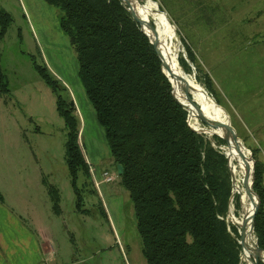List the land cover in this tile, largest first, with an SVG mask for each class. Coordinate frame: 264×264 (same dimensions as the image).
Returning a JSON list of instances; mask_svg holds the SVG:
<instances>
[{
  "label": "rangeland",
  "instance_id": "374dc122",
  "mask_svg": "<svg viewBox=\"0 0 264 264\" xmlns=\"http://www.w3.org/2000/svg\"><path fill=\"white\" fill-rule=\"evenodd\" d=\"M156 3L180 34L178 56H185L183 38L209 75L214 95L248 158L253 160L249 148H257L264 163V0ZM0 11L11 19L0 39V71L9 91L0 95V174L41 173L43 188L47 192L53 188L54 194L43 198L37 194L45 205L52 198L50 207L57 197L60 210V227L53 228L55 246L47 264H146L129 194L80 83L75 50L59 29L62 11L43 0H0ZM34 65L46 68L65 87L63 96L74 103L79 144L89 168L114 176L97 188L79 172L78 208L65 162L66 129L56 111V98ZM192 70L186 75L195 80ZM209 139L215 149L225 151V146ZM37 208L42 216L43 204Z\"/></svg>",
  "mask_w": 264,
  "mask_h": 264
},
{
  "label": "trees",
  "instance_id": "16d2710c",
  "mask_svg": "<svg viewBox=\"0 0 264 264\" xmlns=\"http://www.w3.org/2000/svg\"><path fill=\"white\" fill-rule=\"evenodd\" d=\"M43 1L63 13L59 29L75 50L80 83L115 167H122L119 179L133 205L146 264H239V232L226 222L231 196L226 158L188 126L187 111L173 99L171 84L140 27L119 0ZM159 10L165 12L161 5ZM10 21L0 11V39ZM181 42L185 56H178V64L186 74L194 68L195 80L219 105L209 75L193 49L183 38ZM34 68L55 96L66 129L65 162L78 208V173L90 177L79 144V119L63 96L65 87L46 68ZM8 92L0 71V95ZM212 140L227 146L218 136ZM249 150L252 188L260 199L254 235L264 250V163L257 148ZM54 202L58 213L55 196Z\"/></svg>",
  "mask_w": 264,
  "mask_h": 264
},
{
  "label": "crops",
  "instance_id": "0c3cea01",
  "mask_svg": "<svg viewBox=\"0 0 264 264\" xmlns=\"http://www.w3.org/2000/svg\"><path fill=\"white\" fill-rule=\"evenodd\" d=\"M90 158L94 161L92 154ZM103 173L90 169V179L95 186L102 180ZM42 176L41 173L12 172L10 177L0 174V264H47L51 260L55 246L53 228L60 227V210L57 213L50 207V199L45 205V201L37 198L39 192L41 198L44 194L48 196ZM3 179L14 181H1ZM41 204L45 208L42 216L36 213L37 205ZM51 211L55 212L56 219H52Z\"/></svg>",
  "mask_w": 264,
  "mask_h": 264
},
{
  "label": "bare ground",
  "instance_id": "6f19581e",
  "mask_svg": "<svg viewBox=\"0 0 264 264\" xmlns=\"http://www.w3.org/2000/svg\"><path fill=\"white\" fill-rule=\"evenodd\" d=\"M136 6L144 5L142 8L144 14L148 16L149 22L155 24L158 32V38L161 42V61L164 64H168L171 68V72L164 70L166 76L173 86V92L175 97L182 102L180 86L182 83L178 78H185L188 80L190 86L194 89L192 96L198 105H201L204 109V112L209 116L217 119L219 121H226L227 116L224 110L216 104L215 100L207 94L205 89L195 80H191L187 75H185L178 64V52L180 46L178 43L177 35L175 33V27L170 23L168 17L164 12L159 10V6L156 2L152 0H132ZM144 31L149 35V39L153 42L154 38L151 35L150 31L147 30V27L144 28ZM188 110V123L196 130L200 135H203L206 139L212 138L213 136L222 137L224 135L223 130H211L204 127L199 123L196 118V113L192 109L187 108ZM210 140V139H209ZM248 158V153L242 150ZM227 161V168L229 174L233 176V186H232V199L229 205V210L226 215V222L231 227H235L238 232L240 231V226L242 224V219L245 216H250L253 212V202H251L245 196V190L242 185L244 176L247 173L246 166L250 162L243 161L235 150L234 145L230 147L225 146V151L222 152ZM239 205V209L236 208V205ZM250 223H247L246 229L248 230ZM255 237L252 234L246 236L247 247L244 251H240V262L239 264H255V255L257 249L255 247ZM241 250V249H240ZM264 264V253L260 254L259 261Z\"/></svg>",
  "mask_w": 264,
  "mask_h": 264
},
{
  "label": "water",
  "instance_id": "95a60500",
  "mask_svg": "<svg viewBox=\"0 0 264 264\" xmlns=\"http://www.w3.org/2000/svg\"><path fill=\"white\" fill-rule=\"evenodd\" d=\"M121 2V4L123 5V7L127 10V12L129 13L130 17L132 18V20L140 27V30L144 33V35L148 38L149 42L152 44L154 51L161 63V69L163 74L166 76L164 70L171 72V68L168 64H164L161 61V42L158 38V32H157V28L155 27V24L152 22H149V18L148 16H146L144 14L143 11V7L144 5H139L136 6L135 3L132 0H119ZM147 27V30L150 31L151 35L154 38V41L152 42L149 39V35L144 31V28ZM175 33L177 35V32L175 30ZM181 45V44H180ZM182 46V45H181ZM182 69V68H181ZM183 71V69H182ZM183 73L186 75V73L183 71ZM166 78L168 79V77L166 76ZM178 80L182 83V85L180 86V90H181V96L183 101L180 102L174 95L173 92V86L171 84V82L169 81V83L171 84V88H172V97L173 99L182 106L183 109H185L186 111L189 109H193L196 113V118L199 121L200 124H202L204 127L209 128L211 130L217 131V130H223L224 131V135L222 137H219L221 139H223L226 143L227 146H231L232 144L235 147V150L237 151L238 155L240 156V158L244 161H246L247 163L250 162L251 166H249V164H247L246 166V170L247 173L243 178L242 181V185L244 187L245 190V196L251 201L253 202V212L250 216H245L242 219V224L240 226V231H239V245H240V251H244L247 247L246 244V236H247V231L248 234H252L254 237V218H255V214L257 213L259 206H260V199L258 197V195L253 191V179H254V161L250 158H247V156L244 154V152L242 150H244V147L241 145L239 139L237 138V135L235 133V130L233 129V127L230 125L229 121H219L217 119H214L213 117L209 116L208 114H206L204 112V109L201 105H198L197 102L194 100L193 96H192V92H194V89L190 86L188 80H186L185 78L181 77L178 78ZM69 106L70 108H74V103L72 101L69 102ZM187 124L188 126L191 128V126L188 123V111H187ZM194 132L198 133L196 130H194L193 128H191ZM200 134V133H198ZM116 171H117V175H121L122 174V167L121 166H117L116 167ZM230 182H231V196L229 198L228 201V210H229V205L232 199V186H233V176L230 175ZM228 213V211H227ZM247 223H250L249 229H246V225ZM256 243H255V247L257 249L256 255H255V264H259V258H260V254L264 253V250L260 249L257 245V239L255 238ZM240 262V260H239Z\"/></svg>",
  "mask_w": 264,
  "mask_h": 264
},
{
  "label": "built area",
  "instance_id": "2783aa9c",
  "mask_svg": "<svg viewBox=\"0 0 264 264\" xmlns=\"http://www.w3.org/2000/svg\"><path fill=\"white\" fill-rule=\"evenodd\" d=\"M113 180H114V176H112L111 174H109L107 172H104L102 174V180L101 181H97L96 187L98 188V186H100V184L108 183V182H111Z\"/></svg>",
  "mask_w": 264,
  "mask_h": 264
}]
</instances>
